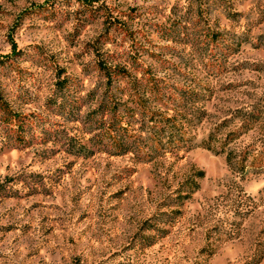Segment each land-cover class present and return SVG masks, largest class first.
<instances>
[{"label": "rangeland", "instance_id": "rangeland-1", "mask_svg": "<svg viewBox=\"0 0 264 264\" xmlns=\"http://www.w3.org/2000/svg\"><path fill=\"white\" fill-rule=\"evenodd\" d=\"M0 56V100L26 120H0V264H264V174L227 161L264 136V0H0ZM101 61L129 76L109 85ZM108 99L143 139L145 111L187 142L113 155Z\"/></svg>", "mask_w": 264, "mask_h": 264}, {"label": "trees", "instance_id": "trees-1", "mask_svg": "<svg viewBox=\"0 0 264 264\" xmlns=\"http://www.w3.org/2000/svg\"><path fill=\"white\" fill-rule=\"evenodd\" d=\"M84 4H93L98 0H78ZM12 43V54L17 53V46L14 41ZM7 57V56H6ZM0 59H3L0 56ZM101 69L105 72V76L108 78L109 85H112L114 80H121L129 74L126 72L125 68H120L118 66H108L103 61L100 62ZM61 88H64L62 86ZM146 91L154 93H159L163 91L159 85H154L147 83ZM155 89V90H154ZM154 90V91H153ZM124 106L125 115L130 119H136L132 110L127 108L119 100H105L101 109L108 110L112 117L110 121L104 122L107 124V129L104 131L103 140H98L97 143H103L106 139L108 141L106 149L113 155H126L130 153H145L142 152L143 149L149 148L150 155L154 154L160 156L165 153L164 146L167 145L170 149L174 146H182L187 142L186 134L178 125L177 119L173 117L164 116L161 113H153L149 118H147L146 112L142 111V119L140 120L139 132L146 133V139L142 136L134 134L130 130V126L133 124L130 121L127 124H123V119L118 116L120 107ZM103 107V108H102ZM0 112L3 113V117L0 119L2 122L9 127V131L19 132L24 130V125L26 120L21 117L20 114L11 110L8 105L0 100ZM246 116L243 120L240 128L242 131H249L255 128L261 120L258 117L253 116V112H248L244 114ZM264 125V124H263ZM238 129V128H237ZM221 129L216 130L211 133L208 142L203 144V148L207 150H212L217 153L218 150L213 147V143L217 141V135ZM239 131V130H237ZM236 132H230L225 140H223L222 152L225 153V148L234 141L240 139L241 134ZM244 132V133H245ZM217 133V134H216ZM242 133V132H241ZM105 137V138H104ZM20 139V137H19ZM166 139L165 141H163ZM75 147V146H74ZM200 147V146H197ZM258 147V146H257ZM256 146H247L240 151L230 150L227 153V161L231 169L237 172L242 179L247 178L250 175L258 176L264 174V136L261 141L260 149L258 150ZM75 152L79 155L90 156L94 152L92 150H87L82 146L75 147ZM148 155V154H146Z\"/></svg>", "mask_w": 264, "mask_h": 264}]
</instances>
